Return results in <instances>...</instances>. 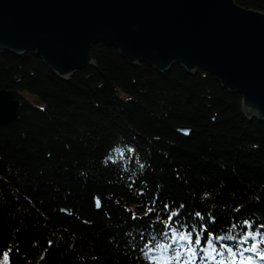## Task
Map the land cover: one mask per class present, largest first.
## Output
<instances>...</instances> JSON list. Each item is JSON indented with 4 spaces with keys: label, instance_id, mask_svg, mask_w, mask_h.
<instances>
[{
    "label": "trees",
    "instance_id": "1",
    "mask_svg": "<svg viewBox=\"0 0 264 264\" xmlns=\"http://www.w3.org/2000/svg\"><path fill=\"white\" fill-rule=\"evenodd\" d=\"M235 2L264 12V0ZM91 56L96 67L64 81L34 52L0 48V90L20 101L0 126V264L4 252L11 264H145L140 237L162 229L145 224L167 218L163 204H183L189 225L201 212L213 237L264 223V122L240 95L202 69L160 74L101 44Z\"/></svg>",
    "mask_w": 264,
    "mask_h": 264
},
{
    "label": "water",
    "instance_id": "2",
    "mask_svg": "<svg viewBox=\"0 0 264 264\" xmlns=\"http://www.w3.org/2000/svg\"><path fill=\"white\" fill-rule=\"evenodd\" d=\"M100 44L160 74L202 69L241 96L248 120L264 122V12L235 0H0V48L34 52L64 81L96 67ZM19 108L18 92L0 90V126Z\"/></svg>",
    "mask_w": 264,
    "mask_h": 264
},
{
    "label": "snow or ice",
    "instance_id": "3",
    "mask_svg": "<svg viewBox=\"0 0 264 264\" xmlns=\"http://www.w3.org/2000/svg\"><path fill=\"white\" fill-rule=\"evenodd\" d=\"M140 167L144 166L141 164ZM155 204L156 200H153V207ZM96 206L101 207L99 199L96 201ZM184 207L183 204L178 208L163 204L162 209L167 212V218L161 219L158 215L156 221L145 224L146 228H151L152 223L157 221L163 225L162 229L151 231L147 236L141 234L140 239L143 243L139 246V250L145 264H254L253 255L248 253L254 254L264 264V247H262L264 223L256 225L250 220H244L246 231L238 240L232 236L213 237L207 219L201 212H195V217L203 221L202 223L189 225L181 219L183 213L180 209ZM132 219L136 220L137 217L133 215ZM232 227L236 225L233 224ZM205 233H207L206 237ZM225 239L236 240V243L230 246L218 242ZM257 240L259 243H254L251 247L244 246L250 241ZM2 264H11L9 252L3 253Z\"/></svg>",
    "mask_w": 264,
    "mask_h": 264
}]
</instances>
